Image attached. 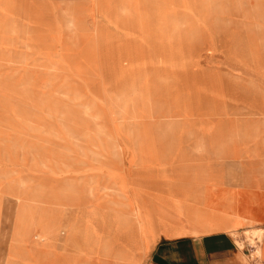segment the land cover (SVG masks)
<instances>
[{
	"label": "rangeland",
	"instance_id": "rangeland-1",
	"mask_svg": "<svg viewBox=\"0 0 264 264\" xmlns=\"http://www.w3.org/2000/svg\"><path fill=\"white\" fill-rule=\"evenodd\" d=\"M236 2L0 0V264H63L76 224L94 264L104 243L138 264L144 234L178 231L146 197L216 210L227 179L260 186L264 54Z\"/></svg>",
	"mask_w": 264,
	"mask_h": 264
},
{
	"label": "crops",
	"instance_id": "crops-1",
	"mask_svg": "<svg viewBox=\"0 0 264 264\" xmlns=\"http://www.w3.org/2000/svg\"><path fill=\"white\" fill-rule=\"evenodd\" d=\"M227 143H229L228 140L218 145V152H225L226 157L229 151ZM146 187L147 190H152V188L155 190L148 184ZM221 187L228 192L242 191L244 190L242 188H245L248 192L264 194V187L238 188L233 184H224ZM144 201V204L153 209L154 215L159 220L172 223L178 231L169 233L168 230L158 228L149 234H144L143 254L138 264H264V244L259 247L258 252L252 251L248 245V238L253 231H258L255 227L263 226L264 228V202L261 203V208L251 207L245 210L237 206L239 203L237 198L226 195L225 203L221 204L220 208L207 209L212 213L208 219L211 226L205 227L189 214L172 207L163 198L146 197ZM189 203L204 208L207 205L205 200L193 199ZM250 205L255 206L256 204L251 203ZM247 226H250L252 231L249 230V236L243 242L238 236L243 238V230ZM262 238L264 239V234ZM132 240L129 243L131 251ZM119 246L116 243H104L102 246L104 257L101 260L116 262L120 256H124L132 262L131 254H127L125 249Z\"/></svg>",
	"mask_w": 264,
	"mask_h": 264
},
{
	"label": "bare ground",
	"instance_id": "bare-ground-1",
	"mask_svg": "<svg viewBox=\"0 0 264 264\" xmlns=\"http://www.w3.org/2000/svg\"><path fill=\"white\" fill-rule=\"evenodd\" d=\"M243 6H244L243 0H237V2L235 3V7H236L237 12L238 13L243 12L244 14H246L247 18L251 17L253 21H250V25L248 24L249 26L247 27V31H246L247 36L239 35V37H238L239 44L243 45V47H241V48L246 49V51H248L251 55H254L255 52L257 53L258 48H259V51L264 54V0H253L252 5L247 6V7H243ZM242 23H245L244 20H242ZM246 24H247V21H246ZM257 43H259L261 45L258 48L256 46ZM261 64L264 66V62H261ZM262 126H263V124H262ZM259 128L260 127L254 128L252 130L247 129L244 132H242L241 135L240 134L239 135L242 136V138H245L247 140H252L256 136H260L261 133L259 131ZM261 139H262V141H261V143H259V145L252 146V147L248 146V147L244 148V155L246 158L252 157V158L259 159V165L257 167V173H258L259 178H260V186L259 187H253V188L264 187V137H261ZM224 154H225V152L220 151L218 153L219 158L226 157ZM243 179H241L240 177H232V178L227 179V180H229L234 186H236L238 188L245 187V186L246 187H252V186H249L248 184L245 183V181H247L246 177H243ZM229 181H227V182L229 183ZM242 189H244V190H242L244 192H242L240 190L236 192L237 194H239L237 196L238 202L246 205L242 209L247 210L251 207L253 209H257V208L262 207L261 203L264 202V194H260L258 192L253 193L251 191L248 192V191H245L246 190L245 188H242ZM109 203H111V202H109ZM251 203H254L256 205L252 206V205H250ZM107 206H109V205H107ZM184 209H185L184 213L189 214L196 222L200 223L201 225H203L205 227L211 226L208 219H209V215H212V213L210 211H208L206 208H204L200 205L192 204V203H185ZM263 213H264V211H263ZM248 222H250V221H248ZM50 228H51V226H50ZM53 228H54V226H53ZM55 229L56 228H54V230ZM255 229H257L258 231H253L251 236L248 238V245H249L250 249H252V251L258 252L259 247L262 246V244H264V239L262 238V235L264 234V228H263V226H259V227H255ZM250 231H252V230H250ZM44 232H45V230H44ZM51 238H53V237H51ZM84 244H85V242H84V229L82 228V226L76 224L74 226L72 232H71L68 247L66 249V253L61 258V261L63 262V264H94L92 262V258H89L88 255L85 254ZM255 256H256V254H255ZM123 262H126L128 264L132 263V262H130L129 259L125 258L124 256H120L116 262H110L108 260H104V261L100 260V261L96 262L95 264H120Z\"/></svg>",
	"mask_w": 264,
	"mask_h": 264
}]
</instances>
